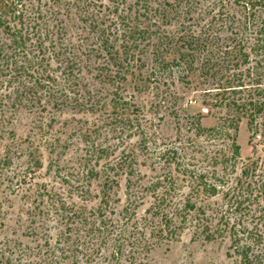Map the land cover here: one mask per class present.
I'll return each instance as SVG.
<instances>
[{
    "label": "rangeland",
    "instance_id": "obj_1",
    "mask_svg": "<svg viewBox=\"0 0 264 264\" xmlns=\"http://www.w3.org/2000/svg\"><path fill=\"white\" fill-rule=\"evenodd\" d=\"M21 2L29 41L16 67L56 87L19 98L0 66V264H134L131 248L140 264H238L232 230L264 253V112L251 138L247 117L234 132L237 115L216 103L232 89L264 102V4ZM98 215L131 233L117 259L110 241L86 244Z\"/></svg>",
    "mask_w": 264,
    "mask_h": 264
},
{
    "label": "trees",
    "instance_id": "obj_2",
    "mask_svg": "<svg viewBox=\"0 0 264 264\" xmlns=\"http://www.w3.org/2000/svg\"><path fill=\"white\" fill-rule=\"evenodd\" d=\"M6 4H4V12L0 14V66H6L7 69H9V76L11 77V80L15 82V86H13L15 89V92L18 97L21 98V95L24 94L26 91H43V94L48 93V99L51 96L50 91H53L52 88L56 87L53 86L55 84V80L50 74H43L40 73L35 76H29L31 80L26 81V79L22 78L23 76L20 74V69L22 66H17L18 60L16 59L19 55L25 56V49L28 38L26 33L22 32L21 25L23 26V20L26 17V11L22 10V2L21 0H4ZM0 2H2L0 0ZM242 5L244 8H247L249 11L256 8V6H261L264 4V0H241ZM1 4V3H0ZM145 5L146 2L144 3ZM27 18V17H26ZM11 19L14 24H11ZM19 25V27H17ZM262 30L264 31V26L262 27ZM261 28L258 30L257 33L260 35L262 34ZM138 35H143L144 32H137ZM136 31L132 32L133 37L137 35ZM136 39H134L135 41ZM256 40V41H255ZM134 41L129 42V49L128 51H133L131 47H134L135 43ZM254 41L258 44L260 42L262 44V47L264 46V34H262L259 37H256ZM261 47V46H260ZM7 48L9 49L8 52ZM127 49L118 57L117 63L122 65V62L127 60L129 57V53ZM124 56V57H123ZM244 60L246 61L248 59L247 54H242ZM123 57V58H122ZM116 61V60H115ZM113 66L114 64H109ZM13 69V70H12ZM19 69V70H18ZM13 71V72H12ZM12 73H17L16 75ZM117 73V72H115ZM11 74L13 76H11ZM18 75V76H17ZM228 85V84H227ZM226 84L222 87L223 92H226L227 88L229 86H226ZM244 85L242 83L237 84V88H242ZM232 96L230 98H224V93L220 94V100H218L217 105L226 107L230 110L233 109L235 112V115L233 116V121L230 120L229 122H233L231 124V128L235 132L237 129V123L241 119V117H247L248 120V129L251 132V138L253 137L256 126L255 121L256 117L259 116L261 113L264 112V102H261L259 100H248L243 96L242 89H232L231 90ZM238 95V96H237ZM237 96V97H236ZM208 105V104H207ZM212 107V106H211ZM0 114H4V112L1 110ZM1 119V118H0ZM1 127V126H0ZM253 128L255 131H253ZM218 128L209 129V131H216ZM1 135V134H0ZM232 149H233V155L234 157H238L239 155V146L235 144L234 139H232ZM4 159V158H3ZM2 159V160H3ZM4 161V160H3ZM2 161V162H3ZM93 177H99L100 173L93 171ZM92 172V173H93ZM248 170H244L243 174L247 175ZM105 174V179H109V176ZM111 183H116L111 181ZM204 191H206L210 196H215L218 192V189L214 185H208L203 187ZM261 193L264 192V184L260 186ZM103 198L101 200V203L107 204L108 198H109V192H108V186H106V183L103 185ZM107 198V199H106ZM186 207L189 209H193L194 205L187 202ZM78 219L85 220L86 218L83 216L82 213H80L79 216H77ZM183 220V219H182ZM74 223V220H72ZM107 220L104 216L97 217V222L88 225V229L86 230L87 236L91 237L86 241V244H90V246H96L100 247L102 243H106L110 241L112 246V254L117 259V257H120L123 255V252L125 248L128 246L130 248V245L132 246L134 240L130 239V232L126 230H119L116 234L114 232H109L107 229ZM112 237V239H111ZM212 234H209L206 236L207 240L212 239ZM254 237V236H253ZM257 239H261V236H256ZM253 241H255L253 239ZM251 239V234L248 233L247 235H239V232H236L232 230L231 233V249L233 250L234 255H236L238 264H264V253H261L258 248H256L255 243ZM256 242V241H255ZM140 243H136L135 247H137ZM134 246V244H133ZM255 247V248H254ZM142 248V246H141ZM131 248L128 252V257L130 258V262L134 264H140L142 262L141 258L135 254L136 250H132ZM93 252V251H92ZM136 255V256H135Z\"/></svg>",
    "mask_w": 264,
    "mask_h": 264
}]
</instances>
